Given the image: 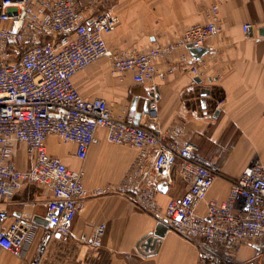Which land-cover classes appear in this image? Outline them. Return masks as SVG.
<instances>
[{
	"label": "built area",
	"instance_id": "built-area-1",
	"mask_svg": "<svg viewBox=\"0 0 264 264\" xmlns=\"http://www.w3.org/2000/svg\"><path fill=\"white\" fill-rule=\"evenodd\" d=\"M113 0H0V202L25 183L47 188L52 197L46 202V226L37 244L40 255L53 237H68L91 247H99L105 227L97 226L90 235L74 237L72 223L85 199L106 192L132 195L139 207L153 214L156 201L153 187L166 183L171 168L189 188L179 200L166 205L159 218L167 232L192 242L197 250L196 264H264V170L259 162L244 169L230 181L226 201H206L214 181L221 177L217 165L199 156L190 142H167L155 123V94L149 99V124H135L133 117L114 118L105 100L83 98L74 85V76L107 59L110 72L117 76L132 73L138 84L164 81L167 71L156 62L175 50L200 52L205 42L222 32L218 7L212 6L208 22L186 29L175 42L145 51L115 52L105 36L115 31L118 16L108 8ZM250 25H243L247 33ZM189 47V48H188ZM189 55L179 62L197 76ZM264 115V109H263ZM103 128L106 140L127 145L137 155L116 185L88 191L82 169H69L50 156L46 141L56 136L75 144V156L86 158L97 143L96 132ZM24 143L29 166L19 170L12 158L10 142ZM205 203V215L196 213ZM8 219L0 210V249L22 257L29 237V225L19 217L3 229ZM248 252L241 255L243 248ZM30 264H37L36 258Z\"/></svg>",
	"mask_w": 264,
	"mask_h": 264
},
{
	"label": "crops",
	"instance_id": "crops-1",
	"mask_svg": "<svg viewBox=\"0 0 264 264\" xmlns=\"http://www.w3.org/2000/svg\"><path fill=\"white\" fill-rule=\"evenodd\" d=\"M212 6L218 7L222 32L205 42L206 53L199 60L187 48L158 60L160 70L172 69L164 81L154 86L135 83L132 73L114 75L109 61L101 59L78 72L74 85L85 99L105 100L114 118H135L141 113L140 126L150 122L142 111L145 101L152 98L150 93L156 90L155 123L159 130L167 142L193 143L200 157L219 167L221 177L214 181L206 201L224 202L230 181L239 179L246 167L259 162L264 170V0H113L108 8L118 16L119 24L105 41L115 52L165 46L189 27L206 24ZM246 24L250 27L244 33L242 26ZM183 54L192 58L197 76L179 62ZM203 89L209 90L204 97ZM96 139L82 161L75 156V144L56 136L46 141L50 156L69 169L83 170V184L88 191L118 184L137 155L127 145L108 142L103 128L97 130ZM10 148L16 167L27 169L26 145L12 141ZM167 179L165 192L158 190V184L153 187V214L144 212L132 195L106 192L88 196L76 213L72 233L74 237L90 235L95 227L104 226L100 246L53 237L40 255L36 247L46 226L45 204L52 194L41 185L23 184L0 202V210L8 214L3 229L15 218L26 220L28 243L22 257L0 249V264H30L35 258L37 264H196L194 244L171 232H166L152 251L140 247L155 230L168 202L183 197L190 185L179 174L177 165ZM196 213L205 215L204 202ZM247 252L244 247L241 255Z\"/></svg>",
	"mask_w": 264,
	"mask_h": 264
},
{
	"label": "water",
	"instance_id": "water-1",
	"mask_svg": "<svg viewBox=\"0 0 264 264\" xmlns=\"http://www.w3.org/2000/svg\"><path fill=\"white\" fill-rule=\"evenodd\" d=\"M189 48V47H188ZM190 50V53L192 54V57L195 59V60H199L205 53H206V49H202L200 52L194 50V49H191L189 48ZM195 81L197 82H200L199 79H196ZM156 93V90H154V92L150 93V97H153L154 94ZM209 94V90L208 89H203L202 90V97L206 96ZM134 101L133 100V107L134 108ZM204 101H202L203 103ZM148 107H149V100H146L145 103H144V107H143V111L142 113L144 114H147L148 113ZM140 116H141V113H137L135 115V118H134V121H135V124H139V120H140ZM157 188L160 192H165L168 188V186L161 182L157 185ZM44 225H46V221L44 220ZM167 232V229L165 227L164 224H162L161 222H159L155 228V230L151 233V235H149L146 240L140 245L141 248L144 249V251H152L154 249V247L156 246V244L159 242V240L161 238H163V236L166 234Z\"/></svg>",
	"mask_w": 264,
	"mask_h": 264
}]
</instances>
